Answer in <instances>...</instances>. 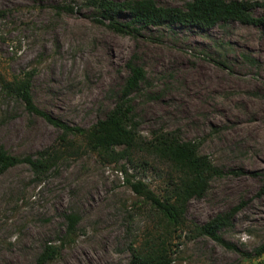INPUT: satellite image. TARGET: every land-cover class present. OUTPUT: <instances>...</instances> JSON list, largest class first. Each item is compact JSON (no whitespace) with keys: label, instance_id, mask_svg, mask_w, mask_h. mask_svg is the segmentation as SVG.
<instances>
[{"label":"rangeland","instance_id":"rangeland-1","mask_svg":"<svg viewBox=\"0 0 264 264\" xmlns=\"http://www.w3.org/2000/svg\"><path fill=\"white\" fill-rule=\"evenodd\" d=\"M155 1L183 7L190 0ZM248 1L264 17V0ZM0 12V147L35 158L66 148L59 129L2 95L3 80L35 70L36 105L90 128L114 108L133 59L147 74L131 95L142 136L176 132L225 172L189 202V221L204 224L243 204L222 235L249 257L188 226L175 235L171 264H264L254 255L264 243V26L148 27L132 36L99 23L88 0H0ZM78 147L46 172L21 163L0 175V264H38L47 246H60L66 213L80 216L75 241L44 264H130L145 248L159 214L126 176L168 198L173 169L156 160L110 163L80 139Z\"/></svg>","mask_w":264,"mask_h":264},{"label":"trees","instance_id":"trees-1","mask_svg":"<svg viewBox=\"0 0 264 264\" xmlns=\"http://www.w3.org/2000/svg\"><path fill=\"white\" fill-rule=\"evenodd\" d=\"M257 5L258 3L248 0H190L183 7H165L157 4L155 0H88V6L99 13V17H95L99 23L106 24L118 34L132 36L148 27L195 26L206 29L230 21L264 26V17H256L253 13ZM58 9L71 11L68 7ZM125 12L128 14L126 20L122 19ZM126 66L130 74L114 108L90 128L71 126L36 105L32 90L35 70L24 71L11 80H3L2 95L19 100L29 114L42 117L59 129L62 132L61 141L66 148L62 151L48 148L38 152L35 158L32 155L15 156L0 147V175L21 163L28 164L37 173L46 172L57 166L66 151L73 155L78 154L79 139L86 150L110 163H119L122 160L142 161L145 164L152 160L162 161L169 164L175 174L168 198L160 197L144 181L135 180L129 174L126 176L127 186L156 209L160 218L159 225L146 241L145 248L133 253L130 264H171L173 260L169 252L173 240L176 239L175 235L188 226L197 236L208 237L228 250L249 257V254L222 235L223 229L233 225V218L243 204L217 214L204 224L189 221L187 218L189 202L194 198H203L211 181L224 176L225 172L208 155L200 154L196 143L180 139L176 132H160L152 139L142 136L131 95L146 82L147 74L143 67L135 65L133 59ZM123 170L128 173L124 168ZM261 193H264V182ZM64 218L66 229L60 246H47L39 256L38 264L57 258L67 244L75 241L80 216L77 213H66ZM254 255L264 256V243L255 248Z\"/></svg>","mask_w":264,"mask_h":264}]
</instances>
